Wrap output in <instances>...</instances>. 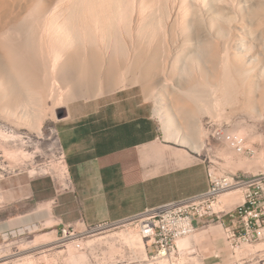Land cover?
<instances>
[{
  "label": "bare ground",
  "instance_id": "1",
  "mask_svg": "<svg viewBox=\"0 0 264 264\" xmlns=\"http://www.w3.org/2000/svg\"><path fill=\"white\" fill-rule=\"evenodd\" d=\"M257 3L252 0H0V113L9 111L15 120L8 114L6 119L10 117L9 121L14 120L20 128L30 124L32 114H38L35 126L41 133L44 119L50 114L55 116L56 109L71 98L91 99L129 83L141 84L148 91L150 82L158 83L156 80L164 82L150 86L161 95L158 110L171 106L178 111L173 115L177 118L170 116L168 121H179L178 113L184 117L198 108L220 112L236 96L244 99L245 108L251 107L252 67H244V60L252 53L249 39L238 41L235 32L226 38L221 25L222 21L230 24L234 20L237 25V19L244 21L254 16L264 25V0ZM189 61L195 66L194 70L191 64L194 75L205 82L209 92L205 89L204 94L186 84L183 91L178 89L181 93L175 95V103H168L166 98L174 97L169 87H173L175 77H187L181 65L190 64ZM260 72L256 80L259 83L254 86L264 80V65ZM185 95L192 96L199 107L189 104ZM160 114L161 118L165 117L163 112ZM172 126L169 125L168 139L183 144L191 140L194 150L202 149L203 143L174 132ZM126 238L142 244L139 236L131 234Z\"/></svg>",
  "mask_w": 264,
  "mask_h": 264
},
{
  "label": "crops",
  "instance_id": "2",
  "mask_svg": "<svg viewBox=\"0 0 264 264\" xmlns=\"http://www.w3.org/2000/svg\"><path fill=\"white\" fill-rule=\"evenodd\" d=\"M57 132L68 166L67 186L33 209L0 218L2 264H14V234L114 222L210 185L204 160L162 138L154 102L137 85L72 101ZM44 183L30 182L28 197ZM10 196L13 202L14 193ZM199 231L189 242L178 241L174 264H264V239L233 252L216 219L201 221Z\"/></svg>",
  "mask_w": 264,
  "mask_h": 264
},
{
  "label": "rangeland",
  "instance_id": "3",
  "mask_svg": "<svg viewBox=\"0 0 264 264\" xmlns=\"http://www.w3.org/2000/svg\"><path fill=\"white\" fill-rule=\"evenodd\" d=\"M252 1L254 4L257 3L255 1L260 3V0ZM258 18L254 16L251 19L245 18L244 21L237 19V25H235L236 20L230 24L222 21L221 25L226 38L235 32L238 41L242 42L245 39L246 41L249 39L247 42L252 52L250 55L253 56L244 60V67H252L251 79L255 81H251L253 83H251L253 88V106L245 108L242 104L244 99L236 96L229 106L226 105L223 110L216 112L213 108L205 109L200 107L201 109H199L196 100L190 95H185V100L187 99L189 104L193 103L192 105L196 106V109L198 108L197 112H195L196 114H189L188 116L184 114L185 118L183 116L182 118L180 116L182 113H178L179 121L177 119L168 121L167 119L170 116H176L178 111L172 109L171 106L163 109L164 111H159L158 106L161 104V95L158 96L157 92H155L156 89L150 87L163 84V80L154 81L158 83L150 82L148 91H144L148 98L154 102L155 115L160 123V135L162 138L188 150L199 159L204 160L209 167L220 174L244 173L245 175H251L264 172V96H261L264 88L262 87L263 85L260 86L261 83L264 84V82H261L264 80H259L260 84L254 86L259 83H256L257 76L261 74L260 67L264 65V25L259 22ZM237 31L242 34L237 33ZM191 64L195 70V66L191 62L190 64L181 65L184 68L182 71L186 72L187 77L174 78L173 87H169V90L173 91L171 93L172 95L174 94V97L171 95L172 97L166 98L168 103H175V95L180 94L181 91L179 90L182 89L183 91V87L186 84L190 88H195V90L200 92L203 91L202 93L204 94L207 93L204 90L208 91V87H206L205 82L200 77L194 75ZM184 66L187 67L185 68ZM179 69L183 74L180 66ZM189 79L190 81H188ZM189 82H192V84ZM190 84L193 86L191 87ZM131 85H137L142 88V85L138 83H129L127 86ZM197 85L199 89L196 88L198 87ZM121 86L122 84L114 90L105 92L109 93L126 87ZM200 86H203L204 89L202 90ZM259 88L263 89L260 90ZM236 98H239V100ZM80 99L86 98L80 97ZM74 100L77 99L71 98L67 104L59 106L55 111V116L48 114L49 116L42 123L41 133H38L35 126V119L38 118V114H32L30 124L25 125V128H20L15 125V116L10 114L9 111H5L4 114L0 113L2 115V117L0 115V218L6 217L11 213L16 216L33 209L37 203L42 204L50 200L51 197H57L58 193L66 188L68 166L60 145L57 122L60 119L59 115H64L68 104ZM211 100L208 96V101L211 102ZM162 112L165 117L161 118L160 113ZM5 114L13 117L14 120L10 122V117L6 119ZM188 117L193 120H188ZM195 121L196 124L194 123ZM169 125H173L174 132L179 131L183 133V136H189L193 141L203 143L202 149L200 151L194 150L191 140L183 144L168 139ZM183 128L186 130L184 131ZM229 132H237L245 136L249 147H253L256 150L255 153L248 155L235 152L225 139V134ZM37 180H42L45 183L39 190H36L34 196L28 197V184ZM12 192L14 193L13 202H11L10 196ZM243 194L244 189H239L238 192L233 190L224 193L221 199L225 203V208L229 210L234 207L235 204L233 203L235 201L241 202ZM77 228L80 231L87 229V227ZM48 231L50 229L39 230L34 233L26 231L22 235L14 234V264H149L150 261H145L149 248L146 247V239L142 236L140 220L136 217H128L96 227L91 232L81 235L76 242H61L59 239L60 230L44 234V232ZM199 232L182 239L189 242V239L199 236ZM131 234L139 236L142 239V244L141 241H138L139 243L136 242L137 244L129 241L126 237ZM222 235L224 234L222 233ZM4 254L5 251L0 249V256Z\"/></svg>",
  "mask_w": 264,
  "mask_h": 264
},
{
  "label": "built area",
  "instance_id": "4",
  "mask_svg": "<svg viewBox=\"0 0 264 264\" xmlns=\"http://www.w3.org/2000/svg\"><path fill=\"white\" fill-rule=\"evenodd\" d=\"M225 139L238 154L253 155L256 151L249 147L245 136L240 133L229 132L225 134ZM207 173L210 185L205 191L130 216L140 220L142 236L149 248L145 261L150 260L149 264H174L180 254L178 241L196 234L200 222L210 218L219 222L233 252L243 245L264 239V172L220 174L208 166ZM235 189H244L243 200L235 209L226 210L221 196ZM110 223L89 226L83 231L75 225L65 224L60 229L59 239L65 243L76 242L81 235Z\"/></svg>",
  "mask_w": 264,
  "mask_h": 264
},
{
  "label": "water",
  "instance_id": "5",
  "mask_svg": "<svg viewBox=\"0 0 264 264\" xmlns=\"http://www.w3.org/2000/svg\"><path fill=\"white\" fill-rule=\"evenodd\" d=\"M59 117H62V115H59Z\"/></svg>",
  "mask_w": 264,
  "mask_h": 264
}]
</instances>
